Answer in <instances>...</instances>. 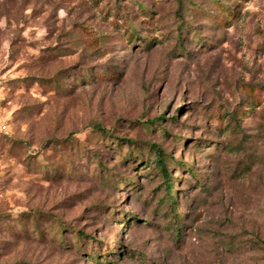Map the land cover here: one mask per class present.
I'll list each match as a JSON object with an SVG mask.
<instances>
[{
  "label": "rangeland",
  "instance_id": "obj_1",
  "mask_svg": "<svg viewBox=\"0 0 264 264\" xmlns=\"http://www.w3.org/2000/svg\"><path fill=\"white\" fill-rule=\"evenodd\" d=\"M0 264H264V0H0Z\"/></svg>",
  "mask_w": 264,
  "mask_h": 264
},
{
  "label": "trees",
  "instance_id": "obj_2",
  "mask_svg": "<svg viewBox=\"0 0 264 264\" xmlns=\"http://www.w3.org/2000/svg\"><path fill=\"white\" fill-rule=\"evenodd\" d=\"M95 127H96L98 130L105 131V128H103V127L100 126V125H95ZM152 148H153L155 151L158 152V156H159V157H158V159H159V164L163 163V165L161 164V169H162V172H163V174H164V176H165V178H166V181H167V187H168L169 189L172 190L173 181H172V179L170 178V173H169V171H168V168H167L166 165L164 164V157H165L166 154L163 152V150H162L159 146H157V145H155V144L152 145ZM80 234H81V232H80Z\"/></svg>",
  "mask_w": 264,
  "mask_h": 264
}]
</instances>
